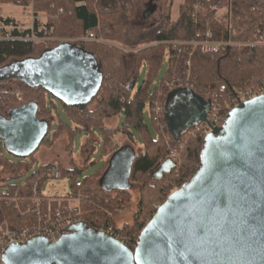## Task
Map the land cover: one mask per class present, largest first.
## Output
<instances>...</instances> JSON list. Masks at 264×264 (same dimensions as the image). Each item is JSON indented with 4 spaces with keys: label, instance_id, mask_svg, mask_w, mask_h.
<instances>
[{
    "label": "water",
    "instance_id": "95a60500",
    "mask_svg": "<svg viewBox=\"0 0 264 264\" xmlns=\"http://www.w3.org/2000/svg\"><path fill=\"white\" fill-rule=\"evenodd\" d=\"M17 79L42 87L66 104L89 101L101 73L94 56L74 42H60L37 57L0 66V81ZM209 100L190 88L166 97L164 117L175 143L205 120ZM26 102L0 113V140L16 157L26 158L41 144L48 121ZM134 148L114 150L98 185L129 190ZM175 162L167 158L158 178ZM247 214V215H246ZM244 220V223H241ZM4 264H264V92L232 107L222 123L202 139L199 161L176 190L157 206L133 249L84 221L56 240L35 236L10 244Z\"/></svg>",
    "mask_w": 264,
    "mask_h": 264
},
{
    "label": "trees",
    "instance_id": "16d2710c",
    "mask_svg": "<svg viewBox=\"0 0 264 264\" xmlns=\"http://www.w3.org/2000/svg\"><path fill=\"white\" fill-rule=\"evenodd\" d=\"M1 1L26 3L29 0ZM258 2H261L260 9H256ZM198 3L201 4V0H183L179 5L178 16L175 20H170L169 16H167L162 25L141 34L134 43L136 48L131 51H123L96 41L76 43L77 46L90 52L96 59L101 73V82L96 93L87 102L66 104L58 100L65 108L72 123L76 122L77 126L70 128L58 122L57 132L52 135V138L61 129L65 128L69 129L71 139L76 132L90 131L91 128L96 127L103 134L101 150L105 156L103 149L106 147L107 142L110 141V137L107 135L110 127L104 125V119L115 118L118 114L123 113L124 123L118 128L131 138V132L126 129V126L130 125L139 132L142 140L137 146V153L134 150L135 158L131 168L130 180L137 174H149L151 181L154 183V185L150 186L154 188L152 191L156 192V186L166 176L172 174V171L163 174L161 178L157 176L158 167L168 157L166 156L164 141L161 140L159 135L154 138L148 133L143 120L145 103L158 100L164 104L167 95L173 89L186 87L170 88L167 84L172 81L177 83V85L185 82L184 84L196 95L207 99H215L222 111L227 113L229 108L225 107L222 102L234 87H246L255 78L264 77V46H232L217 54H207L203 53L199 47L193 48L181 43H171L172 41L188 42L199 39L203 37V34L208 29L211 30V38L213 39L227 38L228 32L224 22L210 17L211 11L208 9L203 11L201 6L195 7ZM33 5L36 12H44L49 15L46 26L50 36L63 37L73 34L71 29L72 25L75 24L77 27L75 31L81 36H85L88 32H93L96 37L100 35L105 39L124 41V13L118 0H33ZM231 6L233 25L230 36L232 39L249 41L258 29H261L264 33V0H231ZM54 45L56 44L26 40H0V66L26 57H37ZM166 54L169 55L167 60H165ZM163 62L167 64L165 77L153 91H150V86L153 84ZM129 66L132 67L130 71H128L130 69ZM142 66H144V78L141 83H138L137 78L140 71H142L140 70ZM186 76L187 80L185 79ZM129 82L137 83L132 95L126 87ZM221 87H224V89L222 90ZM17 92L21 94L19 98L15 94ZM160 92L161 94H158ZM0 93L6 97L4 101L0 102V113H4V107L10 100L12 102H25L27 100L26 102L36 104L37 117L48 121V131L52 122H55L54 115L46 111L45 96L50 94L42 87L34 88L26 85L23 81L9 79L0 81ZM92 103L96 104L90 108ZM150 119L155 128V120L151 117ZM161 121L166 124L165 117H161ZM198 137V139L190 140L187 146L196 163L199 161V147L203 139V137ZM52 138L47 141H51ZM47 141L43 139L42 142L47 143ZM195 144L199 145L197 150L192 148V145L195 146ZM69 146L71 148V142ZM83 147L84 145H82ZM154 155L162 156L163 159L158 162L154 160ZM26 159L31 160V163L11 162L0 154V170L9 174L8 179L18 178L33 165V153ZM107 164L108 161L105 160L104 166L99 171L84 178L80 183L75 182V178L81 170L78 167L73 169L63 167L61 176L65 173L72 175L73 194L80 192L82 195L79 194L81 200L83 199L82 201H85L88 207L87 201L93 200L96 203H94L95 207L107 208L106 211L104 209L105 213H94V217H100L96 220L101 219L98 222H93V218H84L83 221L88 226H110L116 234L128 237V240L133 241L155 210L148 208V217L142 216L144 217L142 219L141 216H138L139 214L144 215V212L140 213V208L131 224L123 223L118 226L112 222L108 210L118 207L116 203H113L115 198H110L111 193L121 195L129 190L109 192L101 189L98 181L96 186L92 184L91 178L99 174ZM50 166V162L40 165L38 170L23 184L9 185L7 187L8 192L0 194V219L7 221L11 228L30 225L34 222L27 215L20 214L14 205L15 202H12V200L16 198L17 205L24 209L31 201L34 187L38 188L39 196L49 197L41 194L40 185L46 178V172ZM184 181L185 179H179L177 182L178 186ZM162 191L161 189V198H165L168 191L167 189L165 192ZM71 195L63 197H70ZM96 209L94 208V210Z\"/></svg>",
    "mask_w": 264,
    "mask_h": 264
},
{
    "label": "rangeland",
    "instance_id": "374dc122",
    "mask_svg": "<svg viewBox=\"0 0 264 264\" xmlns=\"http://www.w3.org/2000/svg\"><path fill=\"white\" fill-rule=\"evenodd\" d=\"M182 2L183 0H118V3L121 5L124 13V19H123L124 41L119 42L112 39L103 38L108 42L105 44L116 47L123 51L133 50L134 48H136L134 46L136 44L134 43L136 42L137 39H139V36L141 34L145 33L150 29L162 25L164 23V19L167 16H169L170 20H175L178 16L179 5ZM9 3L0 0V7L2 6V8L0 9V13L4 14V12L7 13L10 12ZM200 6L202 7L203 11H206V9L211 11L210 17L216 20H222L224 24L228 22V18H229L231 19V23L233 25L231 0H201ZM11 11L14 12L16 15L19 14V11L17 9H13ZM75 28L77 27L75 24H73L71 29V32H73V34L71 33L69 35L59 38L69 42H74V43L77 42L80 38L84 36L77 34ZM97 38H102V36L99 35V37ZM87 41H91V40H87ZM129 68L130 69H128V71H130L132 67L129 66ZM143 68L144 66H142L141 68L142 71H140L139 76L137 78L138 83H141L144 78ZM166 71H167V64L163 62L157 73V76L154 79L153 84H151L150 86V91H153L155 87L159 84V82L165 77ZM185 79L187 80V76L185 77ZM262 83H264V77L260 79L255 78V80L252 83H250L248 86L234 87V89L237 91L252 90V89H256ZM176 85L177 83L173 81L167 84V86L170 88L176 87ZM15 94L18 98L21 96V94L18 92ZM158 94H161V92ZM2 95L3 94L0 95V102L4 101V98L6 99V97ZM45 99H46V104H45L46 111L51 112L55 117V122H52L49 131L44 138V140L47 141L52 138V135L55 132H57L58 122H61L62 125H66L70 128L76 127L77 124L76 122H74V124L72 123L71 119L68 117L66 113L65 108L55 97L46 94ZM25 102L23 101L12 102V100H10V102L8 101V104L4 107V114L10 108H13L14 106H19L21 104H24ZM222 103L224 104L225 107H229L230 106L229 98L226 96ZM95 104L96 103L90 104V108L94 107ZM220 111H222V108ZM223 113L224 112L222 111V114ZM143 120L150 136L155 138L157 137L156 135H159L161 140L164 141L163 143L166 148V156L172 159L176 163V167L171 170L172 174L166 176L165 179L156 186L155 188V191L157 190L156 192L152 191L154 188H151L150 186L152 184L154 185V183L151 181L149 174H144V175L137 174L133 176V178H131L130 180L131 188L129 189L128 192H125L124 194L121 195L116 193H111L110 198H115L114 200L113 199L112 200L113 203L117 204L116 206L118 208L114 207V209L108 210V213L111 218V221L118 226H121L123 223L131 224L135 216L138 214L140 208H141L140 213L144 212V215L139 214L138 216L148 217L147 214L148 208H150V210H156L157 206H159L162 203V201L171 192H173L179 187L177 183L178 180L181 178L187 180L192 172L193 167L197 166L198 164L196 163L195 158L191 156L189 150L187 149V146L190 140L196 138L198 139L199 138L198 136H200V134H198L197 136L188 135V133L190 132V130L188 129V132L185 133V135L186 134L187 135L186 136L182 135L180 143L176 145V148H174L173 146L174 144L171 142L170 135L168 134V128L164 122L163 123L165 125V128L163 127L162 129L161 128V125H163L162 121L160 120L162 124H159V122L154 121L155 122V128H154L151 119L146 112L143 113ZM123 123H124L123 113L118 114V116H116L115 118L110 117L104 119V125L110 127V131L107 132V135H109L110 137V141L107 142L106 147L103 149L105 156L103 155L101 150L103 134L98 128L93 127L91 128L90 131L76 132L72 135L71 139H70L69 129L66 128L61 129V131L58 134L54 135L51 141H47V143L42 142L39 145V147L33 152L34 163L21 176L14 179H8L9 174L6 171L0 170V194L8 192L7 187L9 185L23 184L28 178L31 177V175L34 172L38 170L40 165L49 162L51 165L57 164V166L60 168V171L61 169L63 170V167L66 169L67 168L73 169L74 167L80 168L81 170L75 178V182L80 183L84 178L99 171L104 166L105 160L108 161L111 153L119 146L125 144H129V145L132 144L134 150L137 149V146H139V143H141L142 141L139 132L136 129H134L132 126L127 125L126 129L129 130L132 134V137L130 138V136L126 135L125 133H122V131L118 128V126H121ZM70 142H71V148L69 146ZM82 145H84L83 148ZM201 145L199 147L198 144H195V146L192 145V148H194V150H197L199 147V151H200ZM0 154L3 156V158H6L11 162H21L25 164L31 163V160H28L26 158L16 157L12 153L8 152L4 148L2 140H0ZM154 156H155L154 160L158 162L163 159L162 156L161 157L158 155H154ZM103 170L100 171L99 174L91 178L92 184L94 186L97 185L98 178L103 172ZM40 189L42 195L49 196L52 199H59L65 195H71L73 194L74 191L72 187V175L70 173H65L64 175L58 178H50V177L45 178L41 182ZM161 189L163 190L162 192H165L166 189L168 191V194L166 195L165 198H161V194H162L160 192ZM75 194L76 193H74L73 195ZM79 194L81 195L80 192ZM55 196L56 198H54ZM70 200L72 202V203L70 202L71 206H75L78 203V207L80 208L81 211V213L79 214L81 219L87 217L88 219L93 218L94 219L93 222L94 221L98 222L101 220V219L96 220L100 217L99 216L94 217V213L102 214L105 213L107 209L103 207H99V208L97 206L95 207L94 206L95 201L93 200L87 201L89 207L86 205L85 201H82L83 199L81 200V198L79 201L78 200L75 201V199L73 198L72 199L70 198ZM12 202L14 201L12 200ZM94 208L97 209L94 210ZM143 218L144 217H142V219ZM148 220L146 221V223L148 222ZM94 227L101 228L104 226L95 225Z\"/></svg>",
    "mask_w": 264,
    "mask_h": 264
},
{
    "label": "built area",
    "instance_id": "2783aa9c",
    "mask_svg": "<svg viewBox=\"0 0 264 264\" xmlns=\"http://www.w3.org/2000/svg\"><path fill=\"white\" fill-rule=\"evenodd\" d=\"M261 2H258L256 9H260ZM200 6V3L196 4L195 7ZM2 6L0 7V9ZM9 8L17 9L19 15H16L14 12L10 11L9 13L4 12L0 13V40H26L31 42H42V43H60L66 40L60 39L59 37L50 36L47 29V21L49 15L44 12H36L33 5V0H29L26 3H9ZM227 28V38L224 39H213L211 38V30L208 29L203 34V37L199 39H194L188 42H177L172 41V44L181 43L184 45L192 46L193 48L199 47L203 53L207 54H217L226 50L228 47L232 46H264V33L261 29H258L257 32L253 35L252 39L249 41L234 40L230 36L232 23L231 19L228 18V22L225 23ZM91 40L101 43H108L103 38H97L93 32H88L84 37L80 38L75 43H82L84 41ZM106 41V42H105ZM169 57L168 54L165 55V60ZM141 70V68H140ZM137 86L136 82H129L127 84V89L132 95ZM186 86L184 83L176 85V87ZM222 90L224 87L221 88ZM264 92V83L260 84L256 89L247 90V91H237L234 88L231 93L227 95L229 98L230 106L229 110L239 105L241 102L254 98L255 96L260 95ZM209 100V108L206 114V118L201 123L191 127L188 135L197 136L200 134L201 137L212 132V130L218 127L223 118L226 116L222 111L219 104L216 103V100L213 98ZM144 111L153 118L156 122L161 123V117H164V104L158 100L152 102H146L144 105ZM158 120V121H157ZM166 125V124H165ZM165 125H161V128H165ZM188 132V130H187ZM185 135V133L183 134ZM187 135V134H186ZM185 135V136H186ZM171 142L174 144V148L178 145L170 137ZM173 154V153H172ZM61 176L60 168L57 164L51 165L47 172L46 178H58ZM77 194V195H76ZM71 195L70 197H62L59 199H52L50 197L39 196V190L37 187L33 188V196L28 205L24 209L20 208L17 205V199L14 198L16 207L19 210L20 214L27 215L32 218L34 222L30 225L18 226L11 228L7 221L0 219V264H4L2 261V255L5 249L12 243H24L27 240L35 236H43L48 240H56L62 234L67 233V228L73 224L82 222L83 219L80 218V208L78 203L75 206L70 205V198L80 200L79 193ZM77 201V202H78ZM74 202V201H73ZM72 203V202H71ZM73 212V213H72ZM99 231H104L111 234L117 240L125 244L129 248H134L137 241V237L131 241L128 240V237H123L114 232L110 226H104L101 228H96L91 226Z\"/></svg>",
    "mask_w": 264,
    "mask_h": 264
},
{
    "label": "flooded vegetation",
    "instance_id": "af4514ba",
    "mask_svg": "<svg viewBox=\"0 0 264 264\" xmlns=\"http://www.w3.org/2000/svg\"><path fill=\"white\" fill-rule=\"evenodd\" d=\"M204 99H205V98H204ZM14 107H17V106H14ZM14 107H13V108H14ZM10 109H11V108H10ZM10 109H9V110H10ZM9 110H8V111H9ZM8 111L4 114L5 116H7Z\"/></svg>",
    "mask_w": 264,
    "mask_h": 264
},
{
    "label": "snow or ice",
    "instance_id": "6c2138e0",
    "mask_svg": "<svg viewBox=\"0 0 264 264\" xmlns=\"http://www.w3.org/2000/svg\"><path fill=\"white\" fill-rule=\"evenodd\" d=\"M247 215V214H246ZM245 221L244 220H241V223H244Z\"/></svg>",
    "mask_w": 264,
    "mask_h": 264
},
{
    "label": "crops",
    "instance_id": "0c3cea01",
    "mask_svg": "<svg viewBox=\"0 0 264 264\" xmlns=\"http://www.w3.org/2000/svg\"><path fill=\"white\" fill-rule=\"evenodd\" d=\"M11 10H13V9L10 8L9 11H11ZM18 15H19V14H18ZM2 114H4V113H2Z\"/></svg>",
    "mask_w": 264,
    "mask_h": 264
}]
</instances>
